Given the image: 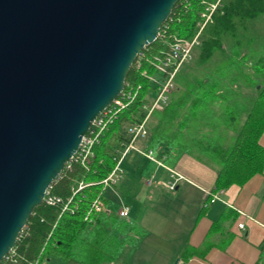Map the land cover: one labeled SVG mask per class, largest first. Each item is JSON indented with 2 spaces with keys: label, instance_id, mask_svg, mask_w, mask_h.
<instances>
[{
  "label": "trees",
  "instance_id": "obj_1",
  "mask_svg": "<svg viewBox=\"0 0 264 264\" xmlns=\"http://www.w3.org/2000/svg\"><path fill=\"white\" fill-rule=\"evenodd\" d=\"M217 1L182 0L175 5L161 27L164 36L140 51L130 68L124 92H132L133 97L124 98L127 105L101 132L89 168L70 160L51 185L52 193L66 200L80 181L89 183L75 196L77 210L72 213L63 210L61 203L51 206L42 202L20 233L12 249L13 259L5 257L0 264H56L60 259L80 264L113 263L127 244L138 242L133 235L144 237L141 227L115 211L100 213L91 222L84 220L85 212L98 196L111 207L101 181L130 142L128 127L143 121L147 114L144 107L158 91L143 72L162 80L153 63L175 37L191 39L202 12ZM262 19L264 0H220L200 35L193 62L175 75L167 107L153 111L146 122L148 147L189 154L216 171L213 191L243 186L264 173L260 143L264 133V34L258 36L254 31L255 22ZM208 200L210 197L199 217ZM221 222L215 221L211 232ZM209 241L207 236L199 247L185 243L179 257L186 261L204 255Z\"/></svg>",
  "mask_w": 264,
  "mask_h": 264
},
{
  "label": "water",
  "instance_id": "obj_2",
  "mask_svg": "<svg viewBox=\"0 0 264 264\" xmlns=\"http://www.w3.org/2000/svg\"><path fill=\"white\" fill-rule=\"evenodd\" d=\"M182 0H0V263Z\"/></svg>",
  "mask_w": 264,
  "mask_h": 264
},
{
  "label": "crops",
  "instance_id": "obj_3",
  "mask_svg": "<svg viewBox=\"0 0 264 264\" xmlns=\"http://www.w3.org/2000/svg\"><path fill=\"white\" fill-rule=\"evenodd\" d=\"M147 142V136L138 138L134 147L141 151L153 150L157 159L182 178L177 181L175 190L171 191L172 196H167L166 184L173 181L171 172L138 150L127 152L122 161L124 173L121 181L114 190H107L106 193L111 199V210L117 213L122 205L128 206V221L141 227L145 235L142 238L133 235L139 240L123 248L119 255L125 258H122V263L170 264L166 258H171L174 260L171 264H264V173L253 176L243 186L232 185L213 191L217 179L214 169L186 153L178 155L169 152L172 157L170 162L167 153H163L161 148L148 147ZM260 143L264 147V133ZM207 191L223 192L220 200H208V207L199 217L208 199ZM129 195L134 197L130 203L126 201ZM145 199H152L153 204H144ZM170 200L171 217H167V213H159L157 208L165 206ZM236 209L247 216H241ZM140 211L138 219L136 216ZM221 220L211 232L213 223ZM238 223H244V228H238ZM209 233H212L211 236ZM168 234H171L170 240L165 237ZM207 236L210 248L204 255L186 261L179 257L185 243L199 247ZM164 242V249L171 248V245L175 248L170 257L166 256L169 251L161 248ZM163 259L164 262H161ZM54 262L62 264L61 260ZM69 263L67 260L66 264Z\"/></svg>",
  "mask_w": 264,
  "mask_h": 264
},
{
  "label": "built area",
  "instance_id": "obj_4",
  "mask_svg": "<svg viewBox=\"0 0 264 264\" xmlns=\"http://www.w3.org/2000/svg\"><path fill=\"white\" fill-rule=\"evenodd\" d=\"M219 2L220 0H218L215 4H209L205 8V11L201 14V19L196 25V33L191 39L175 37L170 43L168 50L164 52L161 57H158L157 60L153 63L154 67L157 70V73L161 74L163 78L162 80L154 76H148L146 71L143 72V75L147 76L150 81L157 86V94L155 95L152 102L144 107L147 110V114L143 121L141 123L132 124L128 127L130 142L125 146V149L121 152L120 158L118 159L114 169L105 179L101 181L103 185V190H114L116 185L121 181L124 173V170L122 168V161L129 150H138L134 147V142L138 138L146 137L148 135L146 122L152 112L155 110L163 111L167 107L170 101L171 93L175 88V75L182 66L189 64L193 60L194 49L196 46L200 45V35L206 24L211 21L212 14L219 5ZM158 36H164V31H160ZM139 66L140 64H138V67ZM121 94L123 95L122 98L118 97L96 118L88 133L86 134V136H84L77 153L73 156L71 160L74 159L75 161H79L82 166L87 169L89 168L90 161L94 156L93 147L96 142H98L101 132L105 129L109 122L113 121V118L119 112V110L127 105V103H125L124 98L129 99L133 97L132 92H124V89ZM138 151L143 156L154 161L158 166L165 167L171 172L173 181L168 182L166 184V187L170 191H174L176 188L177 181L182 177L175 170L170 169L161 160L157 159L154 156L153 150ZM89 185V183L80 181L78 183V186L73 189L71 196H69L66 200H64L62 197L53 194L51 191L52 186H50L46 192L43 202L51 206L61 203L63 210H69L70 212L74 213L77 210L76 203H73L75 202V196L78 192H80L82 189ZM222 192L223 191L213 193L211 191H207V198L210 197L211 200H220V194ZM229 207L232 206L229 205ZM236 210L241 216H247L245 212L238 209ZM111 211V208L106 205L103 198L98 196L95 200L92 201L89 209L85 212L84 220L91 222L94 216L103 212L111 213ZM117 214L120 218H125L128 220L130 215V209L128 206L122 205L117 211ZM238 228L243 229L244 223H238ZM9 253L10 255L6 256V259L12 260L15 253L12 250ZM33 264L40 263L36 261Z\"/></svg>",
  "mask_w": 264,
  "mask_h": 264
},
{
  "label": "rangeland",
  "instance_id": "obj_5",
  "mask_svg": "<svg viewBox=\"0 0 264 264\" xmlns=\"http://www.w3.org/2000/svg\"><path fill=\"white\" fill-rule=\"evenodd\" d=\"M254 31L256 32V35H258V36H263V34H264V19H262V20H260V21H257V22H255V29H254ZM261 41H262V39H260ZM194 60V59H193ZM193 61H191V63H192ZM190 63V64H191ZM186 65H188V64H186ZM185 66V65H184ZM184 66H182V67H184ZM182 67L180 68V69H182ZM160 76H161V74L160 73H158ZM167 156L169 157V161L171 162V153H167ZM136 188V187H135ZM168 190V191H167ZM166 190V192H165V195H167V196H172V194H171V191L169 190V189H167ZM154 195V194H153ZM152 195V199H153V196ZM127 199L128 200H126L127 202H131V199H134V197L133 196H127ZM152 199L151 200H149V201H147V199H145V202L146 203H144V204H147V205H149V206H151L153 203V201H152ZM131 205V204H130ZM157 209H159L160 211H159V213L160 212H162V214L163 213H167V217H171V200L168 202H166V204H165V206H161L160 208H157ZM151 213H149L148 215H150ZM140 216H141V211L139 212V214L136 216V217H138V219L140 218ZM137 218H136V220H138ZM169 221H171V219L169 220ZM171 234H168L167 236H165L166 238H168L169 240L171 239V236H170ZM165 246H166V242H164V245L163 244H161V248L163 249V250H167V251H169V253L167 254L166 253V256L167 257H170L171 255H173L174 253H173V251H174V247L171 245V248L169 247V248H166V249H164L165 248ZM160 248V249H161ZM170 249H171V251H170ZM162 252V251H161ZM163 253V252H162ZM164 255V254H163ZM125 256V255H124ZM122 258L123 259H125L124 257H122V256H120L115 262H114V264H123L122 263ZM166 259H168L170 262V264H171V261H174V260H171V258H166ZM175 259V258H174ZM61 260V259H60ZM70 263L69 264H78L77 263V261L76 260H68ZM61 262H62V264H66V262H67V260H61ZM161 262H164V259L163 260H161Z\"/></svg>",
  "mask_w": 264,
  "mask_h": 264
}]
</instances>
